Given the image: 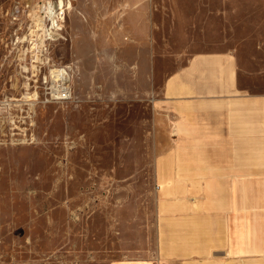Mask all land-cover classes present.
<instances>
[{
  "label": "rangeland",
  "instance_id": "374dc122",
  "mask_svg": "<svg viewBox=\"0 0 264 264\" xmlns=\"http://www.w3.org/2000/svg\"><path fill=\"white\" fill-rule=\"evenodd\" d=\"M239 48L264 0H0V264L152 252L164 82Z\"/></svg>",
  "mask_w": 264,
  "mask_h": 264
},
{
  "label": "crops",
  "instance_id": "0c3cea01",
  "mask_svg": "<svg viewBox=\"0 0 264 264\" xmlns=\"http://www.w3.org/2000/svg\"><path fill=\"white\" fill-rule=\"evenodd\" d=\"M162 96L155 247L106 264H264V52L198 55Z\"/></svg>",
  "mask_w": 264,
  "mask_h": 264
},
{
  "label": "bare ground",
  "instance_id": "6f19581e",
  "mask_svg": "<svg viewBox=\"0 0 264 264\" xmlns=\"http://www.w3.org/2000/svg\"><path fill=\"white\" fill-rule=\"evenodd\" d=\"M52 75H53L52 82L54 83V86H55V83L59 81V82H61L63 91L68 93L70 91L71 87L69 85L67 73L64 70H58V71L55 70L52 72Z\"/></svg>",
  "mask_w": 264,
  "mask_h": 264
}]
</instances>
